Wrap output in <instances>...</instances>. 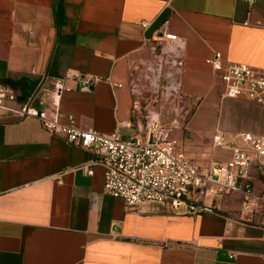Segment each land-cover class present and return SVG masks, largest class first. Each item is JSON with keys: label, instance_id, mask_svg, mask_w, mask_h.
<instances>
[{"label": "crops", "instance_id": "0c3cea01", "mask_svg": "<svg viewBox=\"0 0 264 264\" xmlns=\"http://www.w3.org/2000/svg\"><path fill=\"white\" fill-rule=\"evenodd\" d=\"M61 3L65 21L56 25L55 0H0V82L34 84L37 108L86 129L142 133L135 66L151 56V33L167 27L182 44L177 80L188 115L173 135L184 153L205 172L230 157L229 147H212L216 131L264 134L232 124L250 100L224 97L206 62L219 52L223 64L264 72V0ZM260 162L250 168L256 192L264 189ZM103 178L91 151L0 105V264H264V205L247 213L240 193L192 191L196 214L153 201L126 207L104 193Z\"/></svg>", "mask_w": 264, "mask_h": 264}, {"label": "built area", "instance_id": "2783aa9c", "mask_svg": "<svg viewBox=\"0 0 264 264\" xmlns=\"http://www.w3.org/2000/svg\"><path fill=\"white\" fill-rule=\"evenodd\" d=\"M140 25L148 28L150 23L141 21ZM148 44L151 56L135 66L140 74L133 87V105L144 120L143 134L122 137L117 130L105 133L82 128L71 115L63 120L58 112L48 113L34 106L32 93L25 101H18L13 89L2 82L0 105L19 116L36 118L49 133L91 151L95 162L104 167V193L122 199L126 207L153 201L167 203L172 210L182 207V213L196 214L201 207L189 201L192 191L213 196L240 193L241 210L247 213L264 205V189L254 192L250 184L254 159H261L264 165V134L216 131L212 147H229L230 157L214 160L204 172L184 153L173 135L179 126L178 118L188 115L178 91L181 39L165 27L154 30ZM206 62L219 73L224 97L264 104V72L242 63L223 64L219 52ZM61 88L57 86L56 100ZM147 92L148 99H142ZM164 110L167 119H163ZM86 173L92 174V170L86 168Z\"/></svg>", "mask_w": 264, "mask_h": 264}, {"label": "trees", "instance_id": "16d2710c", "mask_svg": "<svg viewBox=\"0 0 264 264\" xmlns=\"http://www.w3.org/2000/svg\"><path fill=\"white\" fill-rule=\"evenodd\" d=\"M54 18H55L56 25H60L64 23L65 21L64 10H63V5L61 3V0H55ZM3 83L7 84L13 89V91L16 94L17 100L21 102L25 101L30 96V94L32 93L33 87H34V84H32L31 82H29L28 80L24 78H20L17 80L6 79L5 81H3ZM250 184H251V179H250ZM251 188L254 192H256L253 189L252 184H251Z\"/></svg>", "mask_w": 264, "mask_h": 264}, {"label": "rangeland", "instance_id": "374dc122", "mask_svg": "<svg viewBox=\"0 0 264 264\" xmlns=\"http://www.w3.org/2000/svg\"><path fill=\"white\" fill-rule=\"evenodd\" d=\"M149 93L147 92V96L145 97L143 95L142 99H148ZM236 106H233L235 108ZM242 107L246 110V113L244 116L237 115V117L233 116L232 124L241 125H252V129L256 133H264V105L256 104L250 101H247L246 103H243ZM163 118L167 119L165 117V110L163 112ZM257 115L259 119L253 120L251 117ZM252 131V130H251Z\"/></svg>", "mask_w": 264, "mask_h": 264}]
</instances>
